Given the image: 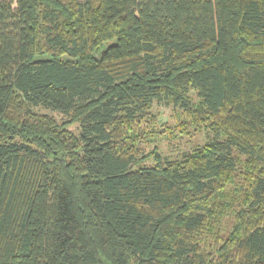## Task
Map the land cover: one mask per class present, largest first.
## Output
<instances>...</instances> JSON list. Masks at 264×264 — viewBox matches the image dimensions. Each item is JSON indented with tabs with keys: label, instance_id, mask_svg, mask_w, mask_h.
Returning <instances> with one entry per match:
<instances>
[{
	"label": "trees",
	"instance_id": "trees-1",
	"mask_svg": "<svg viewBox=\"0 0 264 264\" xmlns=\"http://www.w3.org/2000/svg\"><path fill=\"white\" fill-rule=\"evenodd\" d=\"M0 264H264V0H0Z\"/></svg>",
	"mask_w": 264,
	"mask_h": 264
},
{
	"label": "rangeland",
	"instance_id": "rangeland-1",
	"mask_svg": "<svg viewBox=\"0 0 264 264\" xmlns=\"http://www.w3.org/2000/svg\"><path fill=\"white\" fill-rule=\"evenodd\" d=\"M106 45L107 42L103 45L102 49L106 47ZM101 50L98 51V54H100ZM35 109L39 113L52 114L59 119H65L63 114L43 105L37 106ZM153 111L155 113L154 118L159 124L157 130H160V139L157 136L152 142L145 145L144 150L146 152H149L156 146L164 156L176 157L185 151L192 150L198 144H203L207 140L208 135L205 132L201 133L194 130L191 134H183L181 131H178V114L173 106L159 103L155 105ZM70 128L79 133L81 125L79 123H73L70 125ZM166 135L167 137H165ZM147 162L150 163L151 160H148Z\"/></svg>",
	"mask_w": 264,
	"mask_h": 264
}]
</instances>
